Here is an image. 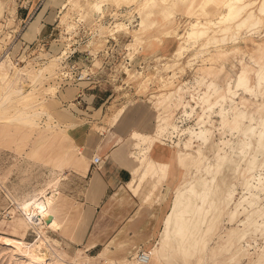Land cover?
Here are the masks:
<instances>
[{"label":"rangeland","instance_id":"1","mask_svg":"<svg viewBox=\"0 0 264 264\" xmlns=\"http://www.w3.org/2000/svg\"><path fill=\"white\" fill-rule=\"evenodd\" d=\"M226 1L56 0L54 5L60 8L56 12V29L43 39L36 37L42 15L32 25L35 17L22 20L16 13L24 1L0 0V57L11 53L15 66L32 70L30 75L34 67H45L47 78L36 91L38 97L48 98L41 108L46 112L42 114L43 121L50 116L56 120L50 104L59 99L62 87L79 89L76 94L84 90L109 95L103 116L95 119L109 124L114 114L121 113L117 121L109 124L117 131L129 124L134 113L143 120L126 138L119 136L112 151L123 161L127 157L133 163L131 172L138 167L140 158L139 150L131 146L135 141L129 142L133 132L153 136L155 128H167L157 141L145 144L150 148V158L154 148L161 146L160 141L171 154L167 178L162 180L164 173L159 172L155 180L149 174L145 181L152 183L154 191L167 184V193L159 194V203L165 201L168 209L160 219L159 234L153 240L124 242L121 246L122 242L116 241L102 243L86 253L95 256L109 243L111 246L97 257H89L76 252L87 243L78 246L45 229V234L59 240L66 250L60 251L54 239V249L63 255L66 264H139L137 257L143 251L150 254L146 264H264V145L259 144V137L264 141V84L257 88L255 80L257 71L264 68V26L253 32L243 30L227 45L202 52L200 46L187 43V32L193 23L217 32L209 24L220 21ZM168 43L174 45L171 54L157 53L158 45ZM29 44L31 47H27ZM55 58L60 65L51 75V69L46 68ZM89 68L99 86L85 82L83 75L87 77ZM244 69L249 71L250 92L233 96L229 83ZM27 84H31L29 79ZM68 105L64 104V108ZM204 106L214 107L203 128L207 145L189 140L188 135L189 130L198 128ZM73 123L76 125L69 129L81 127L80 122ZM60 134L51 142L53 132L45 128L24 129L11 124L0 128V264H31L15 254L7 240L33 243L39 238L35 229L27 225L19 204L50 193L55 170L43 159ZM185 145L190 148L185 149ZM178 151L194 156L193 164L170 165L171 156ZM81 166V160L76 162V169ZM207 170H215L216 179L209 191L208 208H200L189 190L195 187L203 192L207 188L211 177ZM229 170L233 173L229 174ZM153 195H148L147 200ZM188 197L190 207L185 205ZM180 211L185 214L178 220ZM205 211L209 214L202 221ZM167 218L172 221L173 232L168 250L163 249ZM85 219L86 214L83 219L77 217V225L81 226ZM214 222L209 238L202 241ZM178 225L185 228L184 235L175 234ZM73 239L80 242L76 236Z\"/></svg>","mask_w":264,"mask_h":264},{"label":"crops","instance_id":"2","mask_svg":"<svg viewBox=\"0 0 264 264\" xmlns=\"http://www.w3.org/2000/svg\"><path fill=\"white\" fill-rule=\"evenodd\" d=\"M22 1H24L23 7L16 13L22 17V20L35 17L30 24L42 15L36 28L38 29L36 37H44L43 39L50 37L51 32H55L54 25L58 17L56 12L58 13L57 10L60 9L54 5L56 0ZM173 46L171 43L164 47L158 45L155 50L157 53L169 55L173 51ZM51 50L53 51V45ZM96 81L93 75L91 80L85 82L90 85L95 84L94 87H96L99 86L94 83ZM77 90L79 89L73 86L62 87L57 95L59 99L50 104L56 121L61 122L62 125H65L66 121L80 122L81 127L78 130L69 129L61 133L59 141L43 159L52 165L56 175L54 177L56 180L48 188L50 189L49 194L56 190L55 192L66 199L65 202H59L57 205L64 211L62 220L68 229L67 232L60 231L57 224L54 230H47L58 233L66 238L64 240L74 242L78 246L87 243L84 249L79 247L76 252L81 251L89 257H97L101 252L110 248V243L95 256H90L86 252L97 249L102 246V243L116 241L122 242L118 245L121 246L124 242L153 240V237L159 234L162 229L160 219L163 212L168 210L165 208V201L159 203V194L167 193V184L163 183V186L155 191L152 183L145 184L137 193L130 187L134 178L130 170L133 163L127 157L123 161L112 151L117 147L119 136L126 138L133 129H138L139 124H143L141 116L132 114L129 124L124 129L119 130L118 128L119 131H117L110 127L108 122L103 123L95 119L103 116L110 96L86 93L84 90L76 94ZM66 103L69 104V108H64ZM101 128L107 130L104 136L100 133ZM116 131L119 134H116ZM78 149L83 150L85 158L77 157L74 151ZM170 155L168 147L156 146L150 156L163 163L168 162ZM95 156H101L104 160L98 169L92 165V159ZM79 160L82 166L76 169V162ZM153 193L151 199L147 200L148 195ZM76 210L86 214V219L81 226L77 225L76 218L72 214ZM150 211H153V216L150 215ZM76 226L78 227L76 237L80 242L73 239ZM55 240L60 244V251L66 252L61 242Z\"/></svg>","mask_w":264,"mask_h":264},{"label":"bare ground","instance_id":"3","mask_svg":"<svg viewBox=\"0 0 264 264\" xmlns=\"http://www.w3.org/2000/svg\"><path fill=\"white\" fill-rule=\"evenodd\" d=\"M147 2L149 3L150 0H147ZM225 8L226 11L222 15L220 21L209 24L215 29H218L217 32L212 31L209 27H206L202 24L193 23L191 29L187 32V43L194 46H200V52H202L207 48H219V46L222 47L223 45H227L230 40H235L238 35L243 32V30L253 32L264 26V0H227ZM231 33H233V35ZM51 63L52 65L46 69H51L50 74L53 75L56 72L57 66L60 65V62L58 58H55L51 60ZM34 68L35 72L30 75L32 70L29 71L28 69L24 68L19 69L15 66L11 57V53H5L0 57V128L4 127L5 124L18 125L24 129L37 130L45 128L53 132V138H51L52 142L54 138L57 137L61 132L69 130V128L75 126L76 124L66 121L64 123L65 125H62L61 122L56 121L52 116H50L48 120H42V114L46 112H42L41 108L48 101V98L38 97L36 95V91L43 84L47 77L44 74L45 67L38 66ZM28 79L30 80L31 84H27ZM255 80L257 88H261V86L264 84V68H260L257 71ZM248 83L249 71L244 69L242 70L239 77L231 80L229 83V92L233 96H237L239 93L247 94L250 92L247 86ZM222 110H224V108H222ZM213 111L214 107L212 106L202 107L203 115L197 124L198 128L188 131L189 140L191 139L193 141L199 142V144L207 145V139L205 137L203 128L206 127L207 120L210 118ZM120 114L121 113L114 114L109 120V124L117 121L120 118ZM148 127L149 126L146 128ZM166 129L167 128L165 126H160L158 129L155 128L153 136L145 135L143 134V131H137L133 132V135L131 138H129V142L135 141L131 144L133 150H139L140 154V158L137 159L139 163L138 167L132 170L134 178L130 183V187L136 193L140 188L143 187L149 174H151L153 180H155L159 172L164 173L162 180L167 178L166 172L169 167V161L162 163L150 158L148 155L150 148H145V144H152L154 141H157L159 137L163 136L166 133ZM197 130H199V132ZM106 132V129H100V133H102L103 136L106 134ZM160 143L161 147H167L164 142L160 141ZM259 144L264 145V141L261 140L260 137ZM184 148L189 149L190 147L185 145ZM74 152L77 154V157L84 155V152L79 151V149ZM197 154H199V152H197ZM193 162L194 156L188 155L187 153L185 154L184 151H178L176 154L172 155L170 159V165H175V167L182 165L190 166L193 164ZM213 162V165L215 166L217 159H215ZM261 165L264 169V160L261 162ZM207 173H209L211 177L207 188L203 192H198L195 187H192L189 190L192 198H196L198 200L199 204L201 205L200 208H204L205 206L207 207L210 204L209 191L213 188L216 179L215 170H207ZM231 173H233V171L229 170V174ZM55 191L51 194H45L44 196L35 195L25 203L19 204V209L25 216L27 225L32 226L39 235V238L35 242L27 243L24 240L19 241L13 239L7 240L8 238L6 239L11 245V248L12 246L14 247V250L16 251L15 254L17 253L22 257L27 258L31 264H62V262H65L66 264V261L63 260V255L56 252L54 249V244L56 241L47 236L45 234L46 232L44 231L45 229L54 230L57 224L59 225L60 231H68L62 220L64 211L57 205L59 202H65L66 199L62 198L61 195ZM185 205L187 207L191 206V197L186 199ZM72 214L74 218L80 217L82 219L85 215L83 211L78 210ZM152 214L153 213H150V215ZM184 214V211H180L177 215L178 220H180V218H184ZM208 214L209 213L205 211L201 217V220L204 221ZM49 220L51 221L49 222ZM215 223L216 222L209 225V228L204 234L202 241L209 238ZM164 226L165 231L163 235V249L168 250V246L171 243L173 235L172 221L170 218H167L164 221ZM184 230L185 228H182L180 225H178V230L175 232V234L177 236L184 235ZM76 231L77 228L75 229L74 235L76 234ZM146 256H148L150 259V254ZM137 259L139 261L137 263L141 264V255H139ZM73 261L77 262V260L74 259Z\"/></svg>","mask_w":264,"mask_h":264},{"label":"built area","instance_id":"4","mask_svg":"<svg viewBox=\"0 0 264 264\" xmlns=\"http://www.w3.org/2000/svg\"><path fill=\"white\" fill-rule=\"evenodd\" d=\"M90 70H91L90 68L87 70V73H86L87 77H84L85 75H83V78H86V81H89L92 79L93 73H92V71L90 72ZM103 162H104V160L101 156H95V157H93L92 165L94 168L98 169L101 167ZM141 260H142L141 264L148 263L149 258H148V256L145 255L144 251L141 252Z\"/></svg>","mask_w":264,"mask_h":264},{"label":"water","instance_id":"5","mask_svg":"<svg viewBox=\"0 0 264 264\" xmlns=\"http://www.w3.org/2000/svg\"><path fill=\"white\" fill-rule=\"evenodd\" d=\"M51 220H49V222H50Z\"/></svg>","mask_w":264,"mask_h":264}]
</instances>
